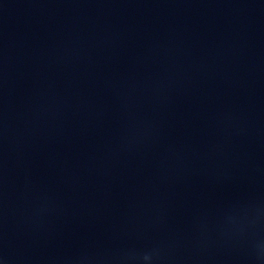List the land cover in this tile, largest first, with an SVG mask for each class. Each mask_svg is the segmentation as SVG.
I'll use <instances>...</instances> for the list:
<instances>
[{
  "label": "water",
  "instance_id": "95a60500",
  "mask_svg": "<svg viewBox=\"0 0 264 264\" xmlns=\"http://www.w3.org/2000/svg\"><path fill=\"white\" fill-rule=\"evenodd\" d=\"M0 264H264V0H0Z\"/></svg>",
  "mask_w": 264,
  "mask_h": 264
}]
</instances>
